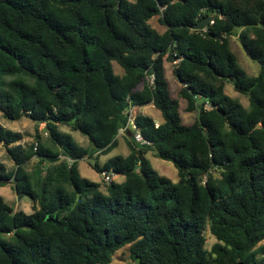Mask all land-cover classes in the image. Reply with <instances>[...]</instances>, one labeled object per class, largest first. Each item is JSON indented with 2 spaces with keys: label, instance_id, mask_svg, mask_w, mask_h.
I'll use <instances>...</instances> for the list:
<instances>
[{
  "label": "trees",
  "instance_id": "16d2710c",
  "mask_svg": "<svg viewBox=\"0 0 264 264\" xmlns=\"http://www.w3.org/2000/svg\"><path fill=\"white\" fill-rule=\"evenodd\" d=\"M231 37L257 75L239 66ZM164 61L197 113L189 125ZM228 83L248 107L225 94ZM147 105L162 118L155 127L135 115L147 144L126 132L128 155L100 165L128 110ZM0 113L44 125L27 146L0 125L13 163L8 171L0 159V186L31 201L27 214L0 196V264H110L125 246L137 264H264V0H0ZM148 152L172 163L176 183ZM80 160L123 181H89Z\"/></svg>",
  "mask_w": 264,
  "mask_h": 264
},
{
  "label": "rangeland",
  "instance_id": "374dc122",
  "mask_svg": "<svg viewBox=\"0 0 264 264\" xmlns=\"http://www.w3.org/2000/svg\"><path fill=\"white\" fill-rule=\"evenodd\" d=\"M133 1V0H129ZM149 24L156 29L158 32H163L164 27H162L157 18H152L149 21ZM230 49L233 52V54L236 57L237 63L239 66L246 72L248 76H255L258 74L259 71V65L253 61H251L243 51L238 38L231 37L230 39ZM113 70L116 74H122V70L119 68V66L116 63H112ZM164 67V73L165 78L168 83L171 96L173 98L178 99L179 102V114L181 117V121L183 124L189 125L191 124L197 113L196 112H186L185 108L187 106L186 101L180 97L179 95V89L181 84L176 80V78L173 75L172 72V64H170L167 61H164L163 64ZM224 92L227 96L238 100L244 107H248V100L243 95L238 94L233 90V87L228 83L225 88ZM152 105L142 106L138 107V113L147 115L151 118H153L155 121L161 120V116L158 110H156L154 107H150ZM0 125L3 126L5 129L13 131V132H19L22 135V140L19 142L22 146H27L34 142V136L36 133V130L39 131V133L43 134V124H35L34 122L22 118L19 121H10L7 119H4L0 113ZM61 131H68L67 128L62 127L60 128ZM73 141L78 144L81 147H90L86 137L82 136L78 132H71ZM44 136V135H43ZM129 152L126 142L122 139H118L117 146L111 150L106 155L99 156L98 162L100 165H102L106 160L115 157V156H124ZM146 158L149 160L152 168L160 175L169 178L173 183H176L178 180L177 171L172 165V163L163 161L159 158H156L152 153L148 152L146 154ZM0 159L2 163L5 165L6 169L9 171L13 168V163L7 158L5 150L0 143ZM90 160H80L77 163L78 172L81 177L88 179L89 181L96 182L103 184L102 176L101 174H98L96 171L93 170V168L90 165ZM93 161V160H92ZM35 162V160H32L30 162V165L28 166V169L30 170L32 168V164ZM108 174L112 175V180L115 183H121L123 181V177L119 175H114L111 172ZM0 196L3 197L4 201L8 203L11 206H14L15 210H21L24 213H30V205L31 201L27 196H17L15 192L11 189L9 186H0ZM205 238H206V247L210 248L214 243L215 239L210 234L209 231L205 232ZM129 246H125L121 248L118 252H116L113 257L110 264H137L129 258V252H128Z\"/></svg>",
  "mask_w": 264,
  "mask_h": 264
},
{
  "label": "built area",
  "instance_id": "2783aa9c",
  "mask_svg": "<svg viewBox=\"0 0 264 264\" xmlns=\"http://www.w3.org/2000/svg\"><path fill=\"white\" fill-rule=\"evenodd\" d=\"M175 1V0H174ZM164 7H160V10H163ZM212 22V21H211ZM210 22V23H211ZM174 64L176 62H173ZM147 82L150 86L153 85V82H154V77L152 75L148 76L147 77ZM133 109L134 107H131L129 110H128V119H127V124L124 128H121L118 132V135H125L126 132H132L131 133V136L133 137L134 141L140 145H143V144H147V142L142 138L141 134H140V131L138 129V127L136 126V124L134 123V112H133ZM158 126V123H155V127ZM35 148L37 146V143L34 144ZM101 176H102V181L106 184H109L111 181H113L112 179V175L108 174L107 172H103L101 173Z\"/></svg>",
  "mask_w": 264,
  "mask_h": 264
},
{
  "label": "water",
  "instance_id": "95a60500",
  "mask_svg": "<svg viewBox=\"0 0 264 264\" xmlns=\"http://www.w3.org/2000/svg\"><path fill=\"white\" fill-rule=\"evenodd\" d=\"M212 20H213V17H205V18H202V19H200V21H198V23H197L196 25L193 26V29H194V30H199V29H201L202 27L208 25ZM129 136L131 137V135H129ZM57 160H58V158H56V159H51L50 162H55V161H57ZM89 162H90V164H91L92 166L95 165V161L90 160Z\"/></svg>",
  "mask_w": 264,
  "mask_h": 264
},
{
  "label": "crops",
  "instance_id": "0c3cea01",
  "mask_svg": "<svg viewBox=\"0 0 264 264\" xmlns=\"http://www.w3.org/2000/svg\"><path fill=\"white\" fill-rule=\"evenodd\" d=\"M148 106H149V105H148ZM150 107H153V106H150ZM133 112H134V115L139 114V113H138V107H134ZM159 113H160V112H159ZM142 115H144V114H142ZM146 116H147V115H146ZM160 116H161V115H160ZM152 119H153V118H152ZM153 120H154V119H153ZM161 120H162V118H161ZM161 120H159V121H155V120H154V122L159 124V123L161 122ZM117 139H122V140H124V137H123V135H118V136H117ZM124 141H125V140H124ZM128 153H129V152H128ZM128 153H127L126 155H128ZM126 155H124V156H126Z\"/></svg>",
  "mask_w": 264,
  "mask_h": 264
}]
</instances>
